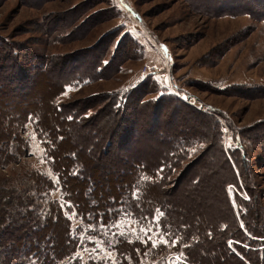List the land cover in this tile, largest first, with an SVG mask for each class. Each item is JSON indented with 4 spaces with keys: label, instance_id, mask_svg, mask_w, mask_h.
Returning <instances> with one entry per match:
<instances>
[{
    "label": "trees",
    "instance_id": "16d2710c",
    "mask_svg": "<svg viewBox=\"0 0 264 264\" xmlns=\"http://www.w3.org/2000/svg\"><path fill=\"white\" fill-rule=\"evenodd\" d=\"M217 1L192 7L211 17L264 22V0H231L238 2L232 10ZM104 2L111 1L85 0L51 15L49 23L43 19L39 29L55 44L84 39L115 17L112 9L94 10ZM121 32L112 30L83 50L49 55L0 36V170L14 160L11 142L22 143L20 131L32 123L58 178L56 184L32 172L33 188L0 189V255L41 264L72 260L80 228L73 229L67 211L82 224L107 228L128 213L142 227L159 228L166 243L113 234L116 264H168L170 258L176 264H264V186L247 149L264 151V121L238 128L220 111L209 115L187 105L152 76L124 93L59 102L67 88L113 80L128 61L143 58L142 45ZM240 40L208 56L218 62ZM224 94L254 100L264 97V88L234 86ZM222 122L235 148L226 145ZM57 190L61 202L52 198ZM42 194L46 205L37 202Z\"/></svg>",
    "mask_w": 264,
    "mask_h": 264
},
{
    "label": "rangeland",
    "instance_id": "374dc122",
    "mask_svg": "<svg viewBox=\"0 0 264 264\" xmlns=\"http://www.w3.org/2000/svg\"><path fill=\"white\" fill-rule=\"evenodd\" d=\"M83 1L0 0V36L33 47L34 50L41 49L47 55L86 49L104 34L117 28L122 29L121 36L128 33L142 45L143 58L128 61L115 79L69 87L59 102L103 92L124 93L152 76L159 88L177 98L179 94L198 98L212 115L213 111H220L238 128L264 121V97L251 100L224 94L225 90L234 86L264 88V22H255L248 15L211 17L193 10L192 6L203 7L211 0H110V5L104 2L94 10L112 9L115 17L101 22L84 39L67 44L49 41L39 29V25L41 29L45 26L42 24L43 19L48 18L49 23L53 18L51 15L68 13ZM217 2L219 4L216 6L228 10H232L238 3L231 0ZM249 28L254 31L244 38ZM239 40L218 62L216 56H208L218 45L226 42L230 45ZM203 61L206 64L200 63ZM144 65H154L159 72L145 75L142 73ZM7 105L12 109V104ZM222 123L226 145L235 148L236 144L230 138L227 126ZM33 125L30 123L20 131L22 143L18 140L11 142L10 156L14 160L0 170V189L4 186L33 188L31 178L28 180L32 172H39L58 184V178L51 170ZM250 146L247 149L254 164V173L264 186V151L260 145ZM52 195L53 199L61 202L59 190ZM48 201L46 194L37 196L39 205H46ZM67 207H70L69 204ZM67 215L70 216L73 229L80 228L79 246L72 260L68 258L59 264H116L117 257L112 250L113 234L130 241H151L155 245L166 243L159 228L152 225L142 227L128 213H124L118 222L108 228L82 224L76 218V213L67 211ZM13 256L6 259L4 254L0 255V264H41L37 258ZM167 263L176 264L171 258Z\"/></svg>",
    "mask_w": 264,
    "mask_h": 264
},
{
    "label": "built area",
    "instance_id": "2783aa9c",
    "mask_svg": "<svg viewBox=\"0 0 264 264\" xmlns=\"http://www.w3.org/2000/svg\"><path fill=\"white\" fill-rule=\"evenodd\" d=\"M158 72H159V70L154 65H144L142 68V73L145 75H155ZM175 86L177 87V85H175ZM178 96L186 104L193 106L194 108H196L197 110H199L201 112L211 114L210 110H208V107L202 101H200L198 98L188 97L185 94H179Z\"/></svg>",
    "mask_w": 264,
    "mask_h": 264
}]
</instances>
